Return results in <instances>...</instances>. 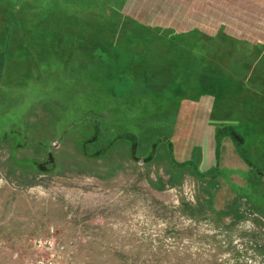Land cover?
Masks as SVG:
<instances>
[{
  "label": "rangeland",
  "instance_id": "obj_1",
  "mask_svg": "<svg viewBox=\"0 0 264 264\" xmlns=\"http://www.w3.org/2000/svg\"><path fill=\"white\" fill-rule=\"evenodd\" d=\"M40 236L264 264V0H0V264Z\"/></svg>",
  "mask_w": 264,
  "mask_h": 264
},
{
  "label": "built area",
  "instance_id": "obj_2",
  "mask_svg": "<svg viewBox=\"0 0 264 264\" xmlns=\"http://www.w3.org/2000/svg\"><path fill=\"white\" fill-rule=\"evenodd\" d=\"M36 255L28 264H78L72 259L69 246L54 236H40L32 241Z\"/></svg>",
  "mask_w": 264,
  "mask_h": 264
},
{
  "label": "trees",
  "instance_id": "obj_3",
  "mask_svg": "<svg viewBox=\"0 0 264 264\" xmlns=\"http://www.w3.org/2000/svg\"><path fill=\"white\" fill-rule=\"evenodd\" d=\"M155 37L159 39L158 36H155ZM91 42H92L91 40H88L87 44H89ZM118 54H120V53H118ZM140 56H143V57H140ZM147 56H148L147 54L143 53V54L135 55L133 58L127 60V62H125V66H126V69H128L129 75H126L127 72L126 73H122L120 78L122 80L128 79L129 81L138 78V76L140 75V71L138 69L141 66H146V64H148V62H146V60L148 61V59H150V57H147ZM137 57H140V58H137ZM138 59H141V60L143 59L145 62L135 61V60H138ZM132 62H138V63H132Z\"/></svg>",
  "mask_w": 264,
  "mask_h": 264
}]
</instances>
